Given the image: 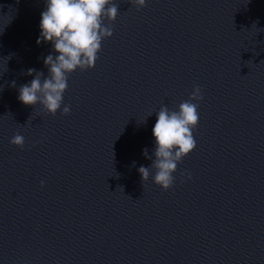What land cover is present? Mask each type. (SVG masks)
Returning <instances> with one entry per match:
<instances>
[{
  "label": "water",
  "instance_id": "95a60500",
  "mask_svg": "<svg viewBox=\"0 0 264 264\" xmlns=\"http://www.w3.org/2000/svg\"><path fill=\"white\" fill-rule=\"evenodd\" d=\"M117 3L52 116L18 100L48 75L45 0H0V264H264V0ZM196 85V149L170 190L144 184L155 112Z\"/></svg>",
  "mask_w": 264,
  "mask_h": 264
},
{
  "label": "clouds",
  "instance_id": "9594fccd",
  "mask_svg": "<svg viewBox=\"0 0 264 264\" xmlns=\"http://www.w3.org/2000/svg\"><path fill=\"white\" fill-rule=\"evenodd\" d=\"M45 4L36 43H50L54 54H48L43 61L48 69L47 76L34 68L27 70V75L33 79L19 87L18 100L34 108L41 105L52 116L61 110L68 116L71 105L64 103V96L69 77L76 71L95 68L103 41L114 35L109 25L119 16V4L117 0H45ZM130 4L140 10L147 6V0H130ZM203 99L202 89L196 85L190 99L182 101L178 110H170L164 105L155 112L157 119L152 128L155 159L144 148L143 154L152 160V164L138 169L144 184L152 179L164 191L173 187L178 165L197 147L194 130L199 125V104ZM11 144L23 148L25 139L17 133ZM151 169H155L154 176ZM187 178L191 179V175L187 174Z\"/></svg>",
  "mask_w": 264,
  "mask_h": 264
}]
</instances>
